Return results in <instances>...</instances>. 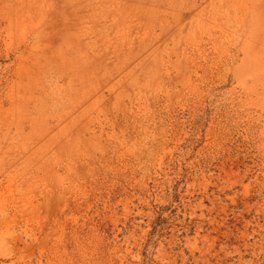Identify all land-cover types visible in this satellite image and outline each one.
<instances>
[{
	"label": "rangeland",
	"instance_id": "1",
	"mask_svg": "<svg viewBox=\"0 0 264 264\" xmlns=\"http://www.w3.org/2000/svg\"><path fill=\"white\" fill-rule=\"evenodd\" d=\"M0 264H264V0H0Z\"/></svg>",
	"mask_w": 264,
	"mask_h": 264
}]
</instances>
